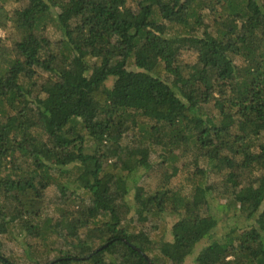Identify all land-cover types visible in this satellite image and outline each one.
Returning a JSON list of instances; mask_svg holds the SVG:
<instances>
[{"label":"trees","instance_id":"16d2710c","mask_svg":"<svg viewBox=\"0 0 264 264\" xmlns=\"http://www.w3.org/2000/svg\"><path fill=\"white\" fill-rule=\"evenodd\" d=\"M8 26L0 236L66 245L25 264H184L203 239L191 264H264V0H0ZM215 205L236 222L221 237Z\"/></svg>","mask_w":264,"mask_h":264},{"label":"rangeland","instance_id":"374dc122","mask_svg":"<svg viewBox=\"0 0 264 264\" xmlns=\"http://www.w3.org/2000/svg\"><path fill=\"white\" fill-rule=\"evenodd\" d=\"M18 4L13 2V6L15 7H17ZM207 19H209V17H207ZM207 19L206 21L209 22ZM47 33L53 42L60 38L59 32L56 31L54 26L50 24L47 27ZM0 37L4 39L6 46H10L13 39L16 38V34L13 28L8 26L5 29L0 28ZM181 58L187 62H192V60H194V54L185 52L182 54ZM131 68H133V66H131ZM45 75V73L42 74V76ZM156 155V153L153 154L154 161H157L158 159ZM170 158H175L174 162L180 160L178 155L175 153H173ZM187 172V168H181L177 174V177L172 180V185L175 187L183 186L185 190H188L189 185L187 184L188 180L186 179ZM74 173L76 172L74 171ZM58 195V190L55 187H50L46 192V197L49 200L47 204V214L54 217H56L60 211L59 204L55 203V198ZM214 211H216L215 214L218 221L214 237H221L230 227L236 225V222L234 218L227 217L225 215L226 213L222 212L221 209L217 207V205L214 206ZM154 220L157 221L158 226L155 230L150 232V238L154 242L171 239L169 230L172 223L174 222V216L168 212L154 218ZM243 223L244 222H240L238 225ZM135 225H137L135 222L130 224L132 229L135 227ZM43 235V237H32L27 235L25 231H22L17 224H11L9 225L7 232L0 236V241L2 243L1 252L5 257L13 261L15 264H25L26 260H28L27 258L32 261L37 259V262L39 263L50 262L56 259L61 254L62 250H64L66 246L64 243L65 241L61 236L58 235V233L52 232L51 230L48 231V229L43 230ZM208 240L209 239L201 240L196 245L193 252L186 258L184 264H191L198 250L204 246ZM153 254L159 255L157 251H154ZM30 260L28 261L31 262Z\"/></svg>","mask_w":264,"mask_h":264}]
</instances>
